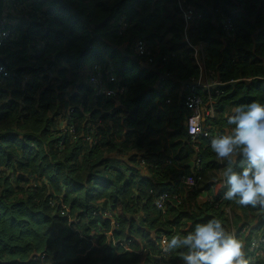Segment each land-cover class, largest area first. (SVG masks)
Here are the masks:
<instances>
[{"label":"trees","instance_id":"1","mask_svg":"<svg viewBox=\"0 0 264 264\" xmlns=\"http://www.w3.org/2000/svg\"><path fill=\"white\" fill-rule=\"evenodd\" d=\"M61 1L74 12L55 0L17 1L27 12L13 27L14 41L0 48L4 71L0 75V264H155L161 255L162 235L169 241L173 235H187L212 219L219 220L228 234L224 211L231 207L241 212L234 217L232 233L239 238L245 230L239 240L246 244L245 254L250 257L253 238L264 245L257 232L264 218L259 205L241 206L222 195L211 204L188 201L187 209V198L179 195L178 188L171 193L159 190L171 178L181 183L182 193L196 192L198 187L187 188L182 180L192 177L199 186L201 174L190 173L185 164L195 157L199 168H208L217 158L211 140H202L195 147L184 144L187 136L182 122L189 112L182 99L168 112L165 101L171 100H166L163 91L142 95L154 96L145 102L144 111L146 107L161 109L173 118L170 132L162 128L155 145L144 150L145 155H158L157 163L138 162L136 155L128 156L132 150L124 143L112 142L113 136L120 135L119 108L102 115L115 104L130 112L131 96H139L158 74L166 72L179 83L197 77L182 42L177 0ZM261 1L183 0L201 15L190 39L205 44L207 70L221 83L238 81L222 90V108L253 100L264 104ZM224 18L232 23L231 36L222 30ZM167 36L171 37L169 49L162 44ZM136 40L144 41L155 54L159 63L156 72L134 75L140 69L133 53ZM94 61L103 72L112 69L117 87L128 88L126 94L113 100L95 95L87 85ZM55 67L59 72L55 78L36 77L53 73ZM15 69L18 71L13 74ZM22 73L28 75L27 80ZM159 102L162 104L157 105ZM225 113L220 111L215 127L226 126ZM96 120H111L110 129L96 127ZM133 120L131 114L125 130L139 126H132ZM7 124L9 127L3 128ZM139 145L135 147L140 149ZM119 157L128 163L120 162ZM140 163L154 183L138 175ZM129 164L135 168L125 167ZM164 192H169L167 199L157 208L155 202ZM7 198L16 199L8 202ZM257 217L258 227L249 228ZM127 245L129 250L124 248ZM85 248L83 259L74 260ZM184 252L183 248L170 250L165 264H183ZM34 256L38 259L32 260ZM254 264H264V256H258Z\"/></svg>","mask_w":264,"mask_h":264},{"label":"clouds","instance_id":"2","mask_svg":"<svg viewBox=\"0 0 264 264\" xmlns=\"http://www.w3.org/2000/svg\"><path fill=\"white\" fill-rule=\"evenodd\" d=\"M143 71L151 72L149 69ZM167 82L168 78L159 87L163 93ZM227 125V131L210 141L211 151L218 160L226 162L222 176L227 190L223 199L241 206L264 207V104L253 100L234 107L227 117ZM180 248L185 249L183 264H247L242 242L227 234L216 219L198 224L187 235H173L164 251ZM37 258L34 256L32 260Z\"/></svg>","mask_w":264,"mask_h":264},{"label":"crops","instance_id":"3","mask_svg":"<svg viewBox=\"0 0 264 264\" xmlns=\"http://www.w3.org/2000/svg\"><path fill=\"white\" fill-rule=\"evenodd\" d=\"M122 51H124V49H122ZM158 53V51L156 52ZM97 55V53H96ZM191 59V57H190ZM136 60V59H135ZM137 61V60H136ZM140 64V69H138L137 71H135L134 75L139 76L141 74V72L144 69L143 63L141 61H137ZM192 63V60H191ZM93 65V63L91 64V66ZM192 66L194 67L193 63ZM195 68V67H194ZM196 69V68H195ZM207 69V68H206ZM149 70H151L150 73H152L153 71L157 70L156 67H151L149 68ZM197 70V69H196ZM208 71V70H207ZM106 73L110 74V75H114L112 73V69L109 68L105 71ZM156 72V71H155ZM198 72V70H197ZM211 75V77L219 82V80H216L214 77L213 72L208 71ZM115 76V75H114ZM116 77V76H115ZM198 77V74H197ZM197 77L191 78L190 80H193ZM168 78V82L170 84H164L165 86L167 85V87H164V93L166 94V100L167 98L171 100V102L169 104H166L165 101V106L164 109H169L172 107L173 104H178L179 100H181V97L179 96V92L183 93L185 92V87L187 85H181L179 82H177L175 80V78L173 76H169L166 72H164L163 74H158V77L154 80V83H152V85L146 87L144 89L143 92L140 91L139 96H131L130 98V102L132 104V109L130 112H127L125 109H121L118 106V104H115L114 107H112V109L108 112L105 113V111H103L104 113H102V115H111L112 113H114L115 110H118L117 112V116L116 118L119 119L118 121V125L117 129L120 132V135H116L113 136V140L112 141L114 144H122L124 143V147L127 150H132L130 152H128V156H133L136 155V161H140L142 160H146L148 161V163H157V161H160V159L158 158V155H145L144 150L148 149V145H155V143L157 142V137H159L162 133V128L163 130L166 129L167 133L170 132V125L173 123V118L170 114L168 113H164L163 110H159L157 111V109L155 110L154 108L151 109V107H146V110L144 111V106H145V102L152 99L154 96H142L143 93H147L150 91H155V92H159V87L162 84V81H164L165 79ZM251 79V78H249ZM248 80V79H247ZM189 81V80H188ZM186 82V81H185ZM234 82V86L238 83V81H231ZM221 83V82H219ZM230 83V82H229ZM223 84H227V83H223ZM232 86V87H234ZM128 89V88H127ZM219 90H223L224 88H218ZM168 96V97H167ZM224 96V92L222 91V96L220 99H222ZM220 99L214 104V111H215V120L214 121H208L206 122L205 128L211 131V134L213 137H216L218 135H220L221 133H224L225 131L228 130L229 126L227 124H225L226 126L223 128L219 127H215L214 123L217 121V118L221 117L220 111L223 109L224 112H226L224 115L226 117H228V115L231 114V111L234 107H236L235 105H231V106H223V108L221 107V103H220ZM162 103L159 102L157 105H161ZM175 104V105H176ZM140 105V107H138ZM142 109L144 112H142ZM99 112L101 111V109H98ZM121 111V112H119ZM135 115V120L132 121V126H136L139 125L138 127H132L131 129H127L125 130L124 128H126L125 126H127V120L128 118H130V115ZM144 118V120H143ZM147 121L144 122V121ZM112 124V121H104L102 122L101 120H96V127L98 128H102L105 127V129H110V126ZM141 124V125H140ZM182 126L185 129V120L184 122H182ZM169 131V132H168ZM116 133V132H113ZM132 133H136V134H132ZM186 133V130H185ZM142 143V145L140 146L139 144ZM184 144H188L189 142L186 139L184 141ZM139 145L140 149L136 148L135 146ZM134 149V150H133ZM135 151H138L135 153ZM142 151V152H140ZM147 154V153H146ZM118 160L121 162L123 161L124 163H128L126 158L124 157H119ZM212 165L215 164L216 167L214 166H210L208 168H202L200 167L199 169L196 167V158L192 157L186 164H185V168H187L188 170H190V173H194V172H199L201 174L200 176V184L197 188L196 192L191 193L192 191H185L182 193L183 191V187L181 188V183H177V181H172L171 178H169V180H166L163 183L164 189H160L163 191H169L174 192L177 190V188L181 191V193H179V195H185V198H187L185 204H188V201L192 202H196V204H205V203H209L211 204L213 202V199L216 196H224V192L221 190L220 186H221V181L222 179L224 180L223 176H222V172L224 170V168L226 167V162H222L220 160H218V158H216L214 161H211ZM140 165L142 166V169L138 168L137 170L139 171V174L142 178L144 179H148L149 181L153 182L151 177L149 176L148 172L145 170L144 168V164L142 165L140 163ZM127 168H135L134 165L129 164V166H125ZM183 167V166H182ZM213 167V168H212ZM179 169V168H177ZM169 175V174H168ZM136 180L140 181V179L136 176ZM154 183V182H153ZM178 190V191H179ZM168 192V193H169ZM196 197H195V196ZM195 199L193 200L192 198ZM187 209H188V205H187ZM193 209V208H191ZM232 209V210H231ZM259 209L263 212L261 213V216H264V207L260 206ZM189 211V210H188ZM194 211V210H192ZM191 212V211H189ZM240 210L238 209H233L231 208H226L224 211V215L225 218L228 221V226L230 228L229 230V235H231L233 238L238 239L241 237V234L244 233L245 230H242L240 237L238 238L237 235L235 233H232V222L234 220V217L239 216L240 215ZM258 212H255V214H257ZM249 218L251 219L252 216H249ZM254 222V223H253ZM259 222V217L256 218V220H252L251 224H248V227L251 229H255L257 224ZM262 222V227L260 231H257L261 237L264 238V218L262 217L261 219ZM241 226V225H240ZM258 235H253L254 236H258ZM163 236V235H162ZM161 239V238H160ZM254 239V238H253ZM249 243V249L248 251L251 252V256L247 257L246 256V244H243V252H244V256L245 259L247 261V264H254L255 260H256V255L255 252L252 251L251 249V244L254 242H260L258 240H253ZM264 240V239H263ZM260 256H264V245L262 246V250H261V254ZM259 256V257H260Z\"/></svg>","mask_w":264,"mask_h":264},{"label":"built area","instance_id":"4","mask_svg":"<svg viewBox=\"0 0 264 264\" xmlns=\"http://www.w3.org/2000/svg\"><path fill=\"white\" fill-rule=\"evenodd\" d=\"M19 0H2V9L0 14V48L9 46L14 41V33L12 32L14 26V14H25L27 11L19 6ZM177 10L182 20V39L185 47L190 50L191 60L194 67L198 70V77L189 80L185 87V92H179L185 109L189 112L185 120V130L187 140L190 145L195 147L202 140H211V131L205 128L206 122L215 120L214 104L221 98L222 91L218 88L223 85L215 81L210 73L206 69V46L204 43H194L191 39V33L194 25L200 19V13L195 9L186 7L183 0H177ZM264 13V8H263ZM222 24V30L227 36H231L233 33V26L228 18H224ZM123 27L126 25L123 24ZM133 52L135 56L143 62L144 69H149L158 65L156 58L152 51L148 49L145 42L142 40H136L133 44ZM163 61H168L163 58ZM4 71L0 68V75ZM13 74L16 71H12ZM24 80L28 79V75L23 76ZM118 79L114 75H110L103 72L102 68L97 64H93L89 68L87 85L92 88L97 97H105L108 99H115L117 96L124 95L127 92L125 87H117ZM113 86V87H110ZM170 103L169 100L166 101ZM70 132L74 133V127L71 126ZM88 140V138H87ZM96 143V141H95ZM143 162V161H142ZM196 167L199 169V162L196 160ZM182 183L190 189L198 187L192 177H187L182 180ZM221 190L225 192L227 186L224 184V180L221 181ZM167 199V193L162 194L155 205L158 208H162L164 202ZM166 238L162 236L160 240L161 255L157 258L155 264H165L168 260L169 251H164L166 247ZM264 242V240H263ZM252 251L255 252L256 257L261 254L260 242H254L251 244ZM44 259V257H42ZM38 259V258H37ZM36 259V260H37Z\"/></svg>","mask_w":264,"mask_h":264},{"label":"rangeland","instance_id":"5","mask_svg":"<svg viewBox=\"0 0 264 264\" xmlns=\"http://www.w3.org/2000/svg\"><path fill=\"white\" fill-rule=\"evenodd\" d=\"M261 7L262 8H264V1H261ZM25 10H26V8L25 7H23ZM14 16H15V18H14V26H16L18 23H20V19L22 18L21 16H24L23 14H21V13H19V14H14ZM13 26V27H14ZM12 32H14V30L12 29ZM170 40H171V37H164L163 39H162V44H167V47H168V49L171 47V45H170ZM120 48V47H119ZM123 49V48H122ZM15 71L17 72L18 70H16L15 69ZM57 73V68L55 67L54 68V70H53V73H49L48 75L47 74H42V75H37L36 77L37 78H39V79H44V78H48V77H52V78H55L56 76H54L55 74ZM59 73V72H58ZM57 73V74H58ZM26 73H22L21 74V76L23 77L24 75H25ZM54 76V77H53ZM59 76V75H58ZM1 124V123H0ZM9 127V125L7 124V125H4L3 126V128H8ZM16 198H7V201L8 202H13L14 200H15ZM60 199H62L61 197H60ZM120 210V209H119ZM124 248L126 249V250H129V248H128V245L127 246H124ZM86 250H87V248H85V250H81V252H82V254L81 255H78V256H76L75 257V259L74 260H76V261H80L81 259H83V257L85 256V253H86ZM47 264H52V261H49Z\"/></svg>","mask_w":264,"mask_h":264},{"label":"water","instance_id":"6","mask_svg":"<svg viewBox=\"0 0 264 264\" xmlns=\"http://www.w3.org/2000/svg\"><path fill=\"white\" fill-rule=\"evenodd\" d=\"M56 2L60 3L64 8H67L68 10H70L71 12H74V10L72 8H69L63 1L61 0H55ZM1 9H2V0H0V14H1ZM84 23L86 24V26L89 28L88 24L84 21ZM96 28V27H95ZM95 35L93 34V32L91 33V40L95 39ZM120 52L123 53L122 51V48H117ZM180 84L182 85H187L188 84V81L186 82H180ZM234 82H230V83H227V84H224V85H221L220 87L221 88H226V87H229V86H234Z\"/></svg>","mask_w":264,"mask_h":264}]
</instances>
